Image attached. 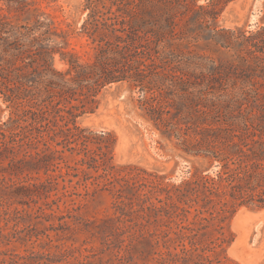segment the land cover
<instances>
[{
    "label": "trees",
    "instance_id": "trees-1",
    "mask_svg": "<svg viewBox=\"0 0 264 264\" xmlns=\"http://www.w3.org/2000/svg\"><path fill=\"white\" fill-rule=\"evenodd\" d=\"M41 1L0 0V100L11 109L0 121V168L15 175L43 170L50 181L49 172L65 178L78 165L96 163L110 142L102 135V145L91 151L77 119L94 113L103 89L126 84L163 137L212 168V175L196 168V181L175 193L161 189L158 205L144 206L149 198H141L147 211L141 218H162L167 228L154 234L155 245L165 249L156 252V262L222 264L218 255L230 243L225 221L241 207L264 209V83L256 81L264 76V27L252 34L220 27L229 0H84L81 33L92 55L79 62L64 51L52 20L37 7ZM57 54L68 58L64 71L54 68ZM66 152L83 158L71 164ZM100 177L116 180L107 172ZM122 181L130 190L143 185L134 176ZM118 192L112 219L131 222L137 211L126 209ZM186 192L196 202L192 221V207L181 205ZM99 222L106 248L120 249L123 232L111 239L106 220ZM132 249L118 258L130 257Z\"/></svg>",
    "mask_w": 264,
    "mask_h": 264
},
{
    "label": "rangeland",
    "instance_id": "rangeland-1",
    "mask_svg": "<svg viewBox=\"0 0 264 264\" xmlns=\"http://www.w3.org/2000/svg\"><path fill=\"white\" fill-rule=\"evenodd\" d=\"M208 2L196 0V5ZM37 7L52 20L64 51L75 53L79 62L88 61L92 49L81 33L87 13L84 0H42ZM217 24L254 33L264 27V0H229ZM200 52L211 54L205 49ZM260 55L264 58V46ZM53 65L64 71L69 66L68 58L57 54ZM256 81L264 83V76ZM137 96L126 84L110 85L96 97L94 113L77 119V125L86 131L91 151L102 145L98 139L102 135L110 142L107 153L97 156L96 163L78 165L77 171L65 178L58 177L59 171L49 172L55 176L50 181H46L43 170L15 175L0 168V264H172L156 262V252L165 249L155 245L154 234L167 228L162 218H141L147 212L140 208L141 198L144 194L149 198L144 206L158 205L155 197H165L161 189L175 193L176 187L196 181V168L200 175H212V168L206 169L196 156L163 137L143 116ZM10 111L0 100V121H6ZM65 154L71 164L83 158L76 152ZM106 172L116 178L113 184L100 177ZM130 176L143 184L140 189L127 188L122 177ZM118 190L121 200L128 203L126 209L137 211L131 215V222L112 219ZM193 200L191 192L182 196L181 205L192 207L187 214L189 221L196 209ZM99 220H106L111 239L123 232L120 238L125 242L120 249L113 244L106 248L97 232L99 226L103 227ZM91 226L97 227L92 230ZM170 227L175 231L172 224ZM224 235L230 243L218 255L222 264H264V209L239 208L225 221ZM128 246L133 247L131 256L119 259L117 255L125 256ZM170 250L179 251H174L173 245Z\"/></svg>",
    "mask_w": 264,
    "mask_h": 264
}]
</instances>
